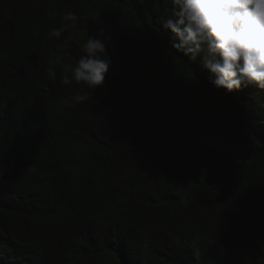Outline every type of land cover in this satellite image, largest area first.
I'll return each mask as SVG.
<instances>
[{"label": "trees", "instance_id": "16d2710c", "mask_svg": "<svg viewBox=\"0 0 264 264\" xmlns=\"http://www.w3.org/2000/svg\"><path fill=\"white\" fill-rule=\"evenodd\" d=\"M69 10L71 48L46 40ZM171 10L0 0V264H264V90H214ZM100 29L104 85L66 103L88 89L63 66Z\"/></svg>", "mask_w": 264, "mask_h": 264}, {"label": "clouds", "instance_id": "9594fccd", "mask_svg": "<svg viewBox=\"0 0 264 264\" xmlns=\"http://www.w3.org/2000/svg\"><path fill=\"white\" fill-rule=\"evenodd\" d=\"M170 16L162 23L170 31L172 47L207 73V82L225 95L249 87L264 90V0H171ZM80 16L65 11L60 24L46 33V40L60 41L71 48L72 37L63 33L75 29ZM103 29L78 44L74 63L63 66L62 85L86 86L66 103H83L102 87L112 64L110 41ZM187 208L188 197H181Z\"/></svg>", "mask_w": 264, "mask_h": 264}]
</instances>
